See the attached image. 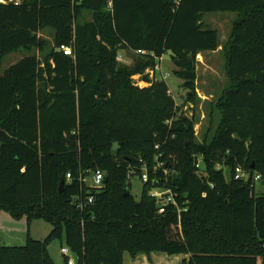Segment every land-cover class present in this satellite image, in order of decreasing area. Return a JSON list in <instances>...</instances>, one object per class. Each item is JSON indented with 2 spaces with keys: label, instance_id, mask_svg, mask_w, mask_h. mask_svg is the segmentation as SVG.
<instances>
[{
  "label": "trees",
  "instance_id": "1",
  "mask_svg": "<svg viewBox=\"0 0 264 264\" xmlns=\"http://www.w3.org/2000/svg\"><path fill=\"white\" fill-rule=\"evenodd\" d=\"M211 12L237 18L221 48L228 84L211 104L217 123L197 140L194 118L176 114L166 82L146 71L169 52L185 101L196 104V56L220 46L202 22ZM20 50L30 53L0 75V209L52 229L0 246V264H52L47 245L62 238L77 264H123L124 252L264 264V191L252 180L264 178V0L0 1V68ZM122 50L135 53L133 65L117 60ZM157 159L167 175L153 174ZM144 163L150 181L136 200L127 175ZM235 167L248 177L226 181L223 168ZM95 170L107 176L99 188L85 182ZM154 176L186 207L179 221L172 205L158 213Z\"/></svg>",
  "mask_w": 264,
  "mask_h": 264
},
{
  "label": "rangeland",
  "instance_id": "2",
  "mask_svg": "<svg viewBox=\"0 0 264 264\" xmlns=\"http://www.w3.org/2000/svg\"><path fill=\"white\" fill-rule=\"evenodd\" d=\"M1 1V0H0ZM90 13H84L81 20H90ZM237 18L235 12H211L202 15L204 27L217 31L220 46L209 53H202L196 56L195 72H196V93L199 100L196 104L186 102L184 99L186 91L181 87L182 80L174 75L175 66L170 59V53L166 52L162 56L156 58L158 69L154 71L152 78L164 80L168 85L171 95L175 99L176 114H183L188 118H194V133L197 140H202L203 133L210 128L211 133L215 129L218 116L211 104L228 84V78L225 73V59L222 53V45L229 38L233 22ZM40 36L49 42H52L49 32H41ZM25 50L11 53L6 56L0 68V75L11 64L18 61L21 57L28 54ZM38 58H41L43 53L32 51ZM119 62L124 65L131 66L135 62V53L131 50H122L119 52ZM134 82L140 86H146V82L140 80L139 76H132ZM85 182L89 186H94L90 176L85 177ZM131 194L136 200L140 198L142 191V183L137 178H132ZM256 193L264 191V185L257 182L255 184ZM52 225L41 219L31 218L26 216L13 217L7 211L0 209V246L13 245L20 246L26 241L29 236L33 239L45 240ZM65 240L54 239L47 245L48 255L52 264H65L64 257L60 253V247H65ZM70 257L74 260L76 256L71 252ZM183 254L169 255L162 252H152L150 255L139 253L134 259L127 252L123 253V264H181Z\"/></svg>",
  "mask_w": 264,
  "mask_h": 264
},
{
  "label": "built area",
  "instance_id": "3",
  "mask_svg": "<svg viewBox=\"0 0 264 264\" xmlns=\"http://www.w3.org/2000/svg\"><path fill=\"white\" fill-rule=\"evenodd\" d=\"M6 0H1V2H5ZM7 1H12V0H7ZM14 3L16 4L18 2V0H13ZM59 51H61L64 55H68L71 56L72 55V51L71 48L69 46H65V45H61L58 48ZM137 53H143V51H137ZM117 60H120V56H117ZM158 69L157 64L153 67V69L147 70L146 72L148 73L149 77L152 78V75L154 73L155 70ZM139 76V75H137ZM138 85V84H137ZM140 86V85H138ZM169 93H171L169 91ZM192 160H193V165L196 169L201 168L203 169L204 167L202 166V157L199 155H192ZM161 168L164 174H168V170L166 169L164 162L160 161L157 159L155 165L153 166V174L156 173L157 169ZM217 169H220V166L217 165L216 166ZM226 168H223V171ZM134 171H131L130 173H128L127 177L129 180H131L133 177ZM104 173L100 170H95L92 171L90 173V177L93 180L94 186L96 188H99L103 185V178H104ZM248 177V172H246L245 170H243L241 167H235L234 171L231 170V178H234L235 180L237 179H242V178H247ZM66 178L70 179V174H66ZM137 179H139V181H141L142 184L147 183L150 181V177H149V171L147 168V165L144 163L141 165V174L137 177ZM252 180L254 183H262L264 185V178H262V176L259 173H254ZM151 183H152V188L149 190V195L152 196L153 198H155V200L158 203V213H164L166 211L167 206L172 205L175 207L176 212H177V218L178 221L180 219V213L182 211H186V207L181 208L177 201H176V195L172 192L171 189L169 188H164V187H157V186H153V184L157 183V179L154 176L151 179ZM92 202V198H88V203ZM60 253L62 254V256L64 257L65 260V264H77V258L74 260L73 258L70 257L71 254V250L65 246V247H60Z\"/></svg>",
  "mask_w": 264,
  "mask_h": 264
},
{
  "label": "water",
  "instance_id": "4",
  "mask_svg": "<svg viewBox=\"0 0 264 264\" xmlns=\"http://www.w3.org/2000/svg\"><path fill=\"white\" fill-rule=\"evenodd\" d=\"M251 168H253V166H251ZM224 176H225L226 181H229L231 179V170H230V168H226L224 170ZM106 180H107V176L105 175L104 178H103V183H105ZM63 186H64V181L61 180L60 183H59V186H58V190L62 191L63 190Z\"/></svg>",
  "mask_w": 264,
  "mask_h": 264
},
{
  "label": "crops",
  "instance_id": "5",
  "mask_svg": "<svg viewBox=\"0 0 264 264\" xmlns=\"http://www.w3.org/2000/svg\"><path fill=\"white\" fill-rule=\"evenodd\" d=\"M212 52H214V51H212ZM205 53H209V52H205ZM14 64V63H13ZM12 65V64H11ZM133 264H135V262L133 263ZM143 264V263H142Z\"/></svg>",
  "mask_w": 264,
  "mask_h": 264
}]
</instances>
